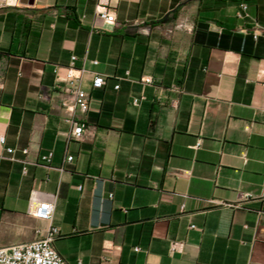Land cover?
<instances>
[{
	"label": "crops",
	"instance_id": "crops-1",
	"mask_svg": "<svg viewBox=\"0 0 264 264\" xmlns=\"http://www.w3.org/2000/svg\"><path fill=\"white\" fill-rule=\"evenodd\" d=\"M96 2L0 0V248L52 225L69 264H264V0Z\"/></svg>",
	"mask_w": 264,
	"mask_h": 264
},
{
	"label": "built area",
	"instance_id": "built-area-1",
	"mask_svg": "<svg viewBox=\"0 0 264 264\" xmlns=\"http://www.w3.org/2000/svg\"><path fill=\"white\" fill-rule=\"evenodd\" d=\"M248 12V5L241 3L236 16L244 20L249 17ZM94 15L107 23H115L117 20V12L115 7L111 5V0H97L94 7ZM254 38H257V34L254 35ZM76 60L77 58L73 56L67 67L65 91L73 97L75 108L85 114L89 111L90 95L82 89V80L85 71L82 68L76 67ZM95 63L97 64L96 61ZM143 80L146 83H151V78H145ZM104 85V77L102 75H94L91 81L92 89H101ZM115 88L118 89L119 86L117 85ZM135 103H137V100H135ZM84 130V123L73 121L69 139H80ZM0 142L4 144V137H1ZM7 152L11 155L14 153V149H8ZM51 157L52 154H48L43 157V160L50 161ZM67 160L71 162L73 157H68ZM54 213L55 203L53 202L44 201L36 203L31 209V214L39 221L52 222ZM194 227L192 225V228ZM59 234V229L51 225L45 237L40 240L29 244L0 248V264H69L54 246V242ZM183 247V242L175 241L171 243L170 251L171 253L181 252Z\"/></svg>",
	"mask_w": 264,
	"mask_h": 264
},
{
	"label": "water",
	"instance_id": "water-1",
	"mask_svg": "<svg viewBox=\"0 0 264 264\" xmlns=\"http://www.w3.org/2000/svg\"><path fill=\"white\" fill-rule=\"evenodd\" d=\"M29 5H33L34 4V0H27Z\"/></svg>",
	"mask_w": 264,
	"mask_h": 264
},
{
	"label": "trees",
	"instance_id": "trees-1",
	"mask_svg": "<svg viewBox=\"0 0 264 264\" xmlns=\"http://www.w3.org/2000/svg\"><path fill=\"white\" fill-rule=\"evenodd\" d=\"M199 26H200V24H199ZM201 26H202V24H201Z\"/></svg>",
	"mask_w": 264,
	"mask_h": 264
}]
</instances>
